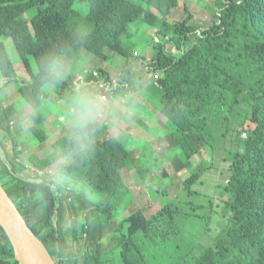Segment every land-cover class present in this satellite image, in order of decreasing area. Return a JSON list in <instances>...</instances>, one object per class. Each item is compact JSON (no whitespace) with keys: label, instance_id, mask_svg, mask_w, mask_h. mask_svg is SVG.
Wrapping results in <instances>:
<instances>
[{"label":"trees","instance_id":"trees-1","mask_svg":"<svg viewBox=\"0 0 264 264\" xmlns=\"http://www.w3.org/2000/svg\"><path fill=\"white\" fill-rule=\"evenodd\" d=\"M221 2L213 25L200 32L199 39L193 43L184 60L176 65L165 63L160 67L161 73L154 72L159 75L158 80L153 78L152 81L163 95L155 101L157 108H161L168 124L180 135L169 134L166 137L167 147L171 151H179L174 156L173 165L180 174L193 169L192 159L200 155L203 148H215L213 130L209 129L211 122L213 125L214 121L224 118L229 126L239 120L242 127L247 121L254 125L242 140L243 153L233 154L228 170L230 175L221 187L229 195L225 207L231 215L209 245L202 242L196 245L191 239L183 238L186 222H179L192 217L195 220L201 218L204 222L207 217H200L197 213L200 206L190 205V211L183 214L171 201L141 224H136L132 217L124 218L115 230L119 264H159L158 259L166 251L176 254L173 264H264V0ZM177 4L178 0H100L99 4L90 0H0V34L25 24L18 41L25 40L17 43L15 39L24 64L43 55L44 45L48 46V52L70 50L94 35H99L104 42L101 49L100 46L92 48L97 55L104 59L120 55L129 61L132 47L125 40L129 37L127 24L132 20L145 24L144 16L151 12L155 17L152 9L156 8L162 14L163 24L167 28H176V24L168 19L170 8ZM196 31L195 26H189L180 41L175 40L178 47L182 49L183 44L197 35ZM109 47L112 48L110 55ZM162 53L163 44L160 43L152 55L157 60ZM35 61L38 62L37 59ZM158 63L151 65L156 67ZM13 67L9 68L0 61V90L18 80L14 62ZM154 67L151 72L156 70ZM130 76L125 73L118 75L119 92L139 90L140 86L133 83ZM109 81L110 75L100 79V84ZM20 86L19 96L27 103L22 108L24 111L20 106V111L31 113V117L37 116L43 104L38 81L33 78L31 82L24 80ZM64 95L65 91L60 88L52 99L60 101ZM15 105L13 103L8 109L0 105V184L50 256L57 261L56 264H102L106 254L102 244L105 233L102 237L100 234L112 218L109 202L114 197L121 199L120 195L127 191L120 169L110 161L96 165L93 156L85 162L72 161L66 178L73 180L70 182H74L75 187L84 185L93 191L92 186L106 193L87 194L79 188L67 206L65 196L60 193L54 197L38 192L36 185L43 181L32 179L37 172L19 161L17 149L15 152L7 149L2 139L5 133L11 135L12 128V136L22 134L18 118L21 113ZM13 121L16 124L10 127ZM47 132L37 124L28 128L27 135L38 137L42 142L39 148L46 149L47 139L53 137ZM61 137L55 149H63ZM13 141L16 146L19 144L14 137ZM117 142L121 144L124 140L120 138ZM31 158L38 167L51 165L49 154L45 158ZM128 159L132 160L130 153L121 157L123 162ZM153 161L154 166L162 164L153 170H163L164 165L157 155ZM149 169L143 159L136 161V173L142 179H147ZM202 174V170H193L175 199L183 193L195 195L193 186L200 182ZM165 187H161L164 196L168 194ZM68 213L71 215L67 216ZM84 213L93 223L91 241L83 250L67 254L64 250H68L74 240H83L84 228L76 219L73 220V228L64 222L73 215ZM68 234L72 238H68ZM0 264H19L1 225Z\"/></svg>","mask_w":264,"mask_h":264},{"label":"rangeland","instance_id":"rangeland-1","mask_svg":"<svg viewBox=\"0 0 264 264\" xmlns=\"http://www.w3.org/2000/svg\"><path fill=\"white\" fill-rule=\"evenodd\" d=\"M90 1L95 4L100 3V0ZM221 3V0H178L177 6L170 8L169 12L171 13L168 19L170 23L176 24V28H167L163 24L162 14L156 8L152 9L155 17L151 12L144 16L145 24H139L133 20L130 21L126 27L129 37L125 39L132 47V56L129 61L120 55H112L111 59H104L97 55L92 48L100 46L101 49L104 46V42L99 35H94L88 40H84L83 44L77 45L69 51V63L76 64L83 61L85 80L92 85L100 96L109 93L108 84H112L113 80L118 82V75L122 73L131 75L134 82L141 85L139 90L132 92L129 89L126 94H131L133 100L136 101L134 109L130 108L121 99L118 100L115 107L104 110L99 122L100 127L95 136V152L92 156L96 165L108 161L111 164L114 163L120 169L127 189L124 195H120L121 199L114 197L109 202L113 212L112 218L109 224H105L104 230L100 234V237H102L105 233L102 244L106 254L102 264H119L118 239L115 230L121 225L124 218L132 217L136 224H141L146 218L151 217V215L171 201L177 204L183 214L190 211V205L200 206L197 213L200 217L202 215L207 217L204 222L201 218L195 220L192 217V219H186L185 221H180L178 218L180 223L186 222L183 238L191 239L196 245L201 244V242L205 245L212 244L216 234L228 222L227 218H229L231 213L227 212L225 201L229 195L225 194L221 187H223L222 185L230 175L228 170L233 162V154L237 152L243 153L242 140L248 136L249 128H254V125L247 121L242 127L239 120L238 123L229 126L224 118L214 121L216 123L213 125L211 122L209 129L213 130L214 139L211 136L209 138L213 139L215 148H203L204 150L201 151L200 155L192 159L193 169L185 170L180 174L173 165L174 156L179 154V151H171L167 147L168 142L166 140L169 134H175L177 137L180 135L175 133L173 126L168 124L160 106V110L157 108L155 101L160 100L163 95L152 81L153 78L159 76L154 72L158 71L161 73L160 69L165 63L176 65L184 60L193 43L199 39L198 35H200V32L204 31L207 28L206 26L210 28L213 25L215 14ZM101 7H103V4ZM190 16H192L191 19H189ZM185 19L187 21L183 22ZM189 26L197 28V35L194 38L191 37V40L183 44L181 49L175 40L179 42ZM22 29H25V24H20L14 31L0 34V61L13 69L14 62L19 75L18 80L14 81V83H8L5 88L0 90V105L7 107L3 109H8L15 103V109L21 114L20 102L24 101V99L20 98L18 92L21 82L24 80L31 82L32 78L37 80V75L34 71L37 61L30 59L24 64L17 51L16 44L25 40L20 39L18 41V35L23 31ZM13 33H15V36H12ZM15 39L18 41L17 43ZM160 43L163 44V53L155 61L153 55H151V48L157 49ZM47 47V45H44V54L48 52ZM174 49H176V54H174ZM107 51L110 55L112 48L109 47ZM23 59L25 60L24 57ZM156 63H158L156 67L151 65ZM152 67L156 68V70L151 72ZM141 74L144 75L145 82L141 81L143 78ZM108 75L111 76V81L100 84V79ZM76 79H78L77 76H71L68 81L62 83L56 90L63 88L66 94L72 82ZM116 88H119V86H116ZM30 92H32L31 89ZM44 96L45 99L40 98L43 104L39 109V113H37V116L31 117L27 123L28 128L38 124L43 130L47 129V133L53 134L52 138L47 139L46 149L39 148L42 142L38 137L27 134L12 136L13 128L10 130L11 135L5 133L2 137L7 149H11L13 152L17 149L20 154L18 160L23 162L27 168L37 172L36 177H46L47 171L51 170L52 166L48 165L46 168L38 167L36 163L34 164V160L31 157L45 158L55 148L60 136H62V134L58 135L57 133V130L61 131L62 129L59 115V106L62 100H48L46 99L47 93ZM25 105L27 103L24 101L21 110ZM126 109H130L129 114H126ZM10 118L14 120L13 116ZM15 124L16 122L13 121L10 127L15 126ZM143 124L147 126V129L140 126ZM109 128L111 129L109 130ZM107 129L108 133H106ZM13 137L19 141L17 146L14 144ZM120 138L124 140L121 144L117 142ZM19 146L24 147V149ZM25 148L28 150L27 155L24 154ZM128 153L132 155V160L121 161V157L128 155ZM155 155L161 159L164 165L163 170H153V167H162V164L154 166L153 157ZM142 159L146 166L150 168L146 180L145 177L142 179L138 172L136 173V161H141ZM205 167L208 168L205 169ZM193 170L198 172L202 170L203 172L200 182L193 186L196 194L183 193L181 197L175 199L183 190V183L187 178L189 179ZM70 181L73 180L67 179V182ZM162 186H167L165 190L168 194L165 196L162 193ZM79 188H81L83 193L87 194L106 193L92 186L93 191L87 190L84 185L75 187L74 182H70L60 192L61 196H65L66 206L69 201L74 200V193ZM9 198L13 201L12 197L9 196ZM70 215L71 213L67 214V216ZM74 219L79 225L83 226L84 238L82 241L74 240L68 250H64L67 254L83 250L91 241L93 223L90 220V216L86 213L81 216L73 215L64 223L67 227L73 228ZM68 238H72L71 234H68ZM175 257V253L166 251L160 256L158 263L173 264ZM54 262L55 264L57 263L56 260Z\"/></svg>","mask_w":264,"mask_h":264},{"label":"clouds","instance_id":"clouds-1","mask_svg":"<svg viewBox=\"0 0 264 264\" xmlns=\"http://www.w3.org/2000/svg\"><path fill=\"white\" fill-rule=\"evenodd\" d=\"M157 49L151 48L155 54ZM69 51L66 49L52 50L38 58L34 71L37 81L41 87V99L51 100L55 90L64 82L68 81L73 75L78 79L74 80L67 90L59 106V115L62 128L63 149H53L50 154L51 170L48 175L33 177L43 183H38V192H46L54 197L65 189L67 184L66 174L72 161L85 162L95 152V136L100 127L101 116L106 107L104 100L111 99L116 102V97L126 104L133 106L136 101L131 94L121 95L116 91V86H110V97H101L92 85L85 80L83 72V61L76 64L69 63ZM2 76V74H0ZM23 106L24 101H21ZM34 103V101H29ZM126 114L130 109H126ZM31 113L24 112L18 118L19 128L22 135L28 132L27 121L31 118ZM25 148V155H27ZM67 158V159H66Z\"/></svg>","mask_w":264,"mask_h":264},{"label":"water","instance_id":"water-1","mask_svg":"<svg viewBox=\"0 0 264 264\" xmlns=\"http://www.w3.org/2000/svg\"><path fill=\"white\" fill-rule=\"evenodd\" d=\"M0 225L9 238L19 264H55L43 242L0 184Z\"/></svg>","mask_w":264,"mask_h":264},{"label":"crops","instance_id":"crops-1","mask_svg":"<svg viewBox=\"0 0 264 264\" xmlns=\"http://www.w3.org/2000/svg\"><path fill=\"white\" fill-rule=\"evenodd\" d=\"M141 76H143V78L141 79V81H142V82H145L144 75L141 74ZM147 79L150 80L149 77H147ZM133 83L136 84V82H134V81H133ZM139 86H141V85H139ZM128 90H129V89H128ZM124 92H125V93H124ZM132 92H135V91L132 90ZM120 93H121V95H126V94L128 93V91H126V90L121 91V90H120ZM129 93H130V91H129ZM118 100H120V96H117V97H116V102H113L112 100H111L110 102H104L105 105H106L105 109H111V108L115 107V106H116V103L118 102ZM127 105H128V104H127ZM128 106H129L130 108L134 109L133 106H130V105H128ZM105 109H104V110H105ZM126 124H127V123H126ZM140 126H142V127H144V128L147 129V126H145L144 124H143V125H140ZM110 129H111V128H109V130H110ZM57 133H58V135L62 134V129H61V131H58V130H57ZM144 142H145V140H144Z\"/></svg>","mask_w":264,"mask_h":264},{"label":"built area","instance_id":"built-area-1","mask_svg":"<svg viewBox=\"0 0 264 264\" xmlns=\"http://www.w3.org/2000/svg\"><path fill=\"white\" fill-rule=\"evenodd\" d=\"M174 54H176V49H174ZM155 61H156V60H155ZM157 80H158V77L155 78V81H157ZM108 86H109V88H110V86H118V82L115 81V80H113V81H112V84L109 83ZM116 91L119 92V89L116 88ZM101 97H105V98L110 97V92L107 93V94H102ZM110 101H111V99H105V100H104V102H110ZM47 172H50V170H48Z\"/></svg>","mask_w":264,"mask_h":264}]
</instances>
